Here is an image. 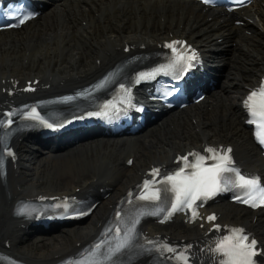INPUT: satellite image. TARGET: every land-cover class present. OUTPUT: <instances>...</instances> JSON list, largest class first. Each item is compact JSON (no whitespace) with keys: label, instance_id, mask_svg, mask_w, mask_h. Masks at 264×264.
Here are the masks:
<instances>
[{"label":"bare ground","instance_id":"obj_1","mask_svg":"<svg viewBox=\"0 0 264 264\" xmlns=\"http://www.w3.org/2000/svg\"><path fill=\"white\" fill-rule=\"evenodd\" d=\"M263 3L261 0L256 7L246 9L256 17V26L248 23L244 26L254 31L251 37L244 29L240 35V28L226 23L218 24L213 20L210 25L201 21V12L193 11V7L197 8L194 3L179 0H51L41 17L25 27L11 30L16 34L14 37L9 31L0 32V76H47L53 85L64 78L65 83L60 87L66 88L97 75L98 58H104L110 65L118 54L110 57L106 50L126 40L151 44L173 32L193 38L209 53L219 50L217 59L212 61L218 63V83L207 99L162 115L142 134L86 139L55 150L21 144L20 174L14 176V172L11 177V182L19 186L21 192L16 186L14 194L68 191L73 185L84 186L98 176L113 187L106 199L109 204L137 180L139 170L152 162L169 161L175 152L202 141L232 143L243 164L264 170L260 151L240 120L244 85L256 83L264 67ZM161 16L166 18L165 22ZM84 21L88 23L86 27H83ZM220 36H231L235 44L228 49V39L217 42ZM29 48L30 59L26 62ZM127 153L135 157L131 166L125 164ZM14 201L0 194V236L3 238L10 236L11 219L6 211H10ZM214 208L222 212L223 221L247 219L264 242V212L259 213L253 223L255 212L246 207L222 201ZM106 213L105 204L100 203L86 222L75 227H60L46 235L14 233L12 251L29 261H47L90 238ZM196 231L193 227L184 230L175 227L167 232L180 237ZM28 240L31 242L27 243Z\"/></svg>","mask_w":264,"mask_h":264},{"label":"snow or ice","instance_id":"obj_2","mask_svg":"<svg viewBox=\"0 0 264 264\" xmlns=\"http://www.w3.org/2000/svg\"><path fill=\"white\" fill-rule=\"evenodd\" d=\"M209 0H205V3H208ZM237 3H243V0H237ZM29 17H24V19H28ZM24 19L20 20V23L24 22ZM176 43L181 42H173V44L168 45V47L173 48ZM182 60L183 57H180ZM189 59H195V54H193ZM251 113L252 119L249 123H253L257 125V138L259 142L264 145V85L257 90L251 93L248 97V101L246 102ZM35 110L33 109V112ZM11 116V113L8 114ZM31 115V114H30ZM99 115V113H97ZM9 123L11 121L9 120ZM51 127V125H49ZM207 153H211L212 155L207 158L215 161L208 166H203V161L205 160V156H201L199 153H189L190 156L195 157V163H188V156L181 157L182 160L185 161V168H192L190 174H185L184 168H181L179 172L175 173L173 176H166L165 182L171 184V191L175 192V203L172 204V209L175 210L181 204L187 205L188 207H192L195 201L200 200L201 198L207 199L211 196H214L218 191H223L224 188L221 186V177L225 172H233L239 177V187L247 189L246 195L249 197L248 199H244V203H250L253 207L258 206L256 203L257 197L253 195V193H258V198L261 202H264V187L260 185L259 178H251L246 179L244 176L240 175L238 170L230 167L232 164L231 158V148H225L217 150L215 148H207L204 150ZM222 153V154H219ZM131 163V161H129ZM153 175H159V169L152 170ZM151 187L149 182H145L144 188L147 190ZM167 191V189H166ZM140 199L145 200H159L160 199V189L156 188L151 191L150 195H143L139 197ZM240 199V197H237ZM158 211H163V209H158ZM171 215V212L165 216V219ZM197 213L193 211V217H195ZM209 220H214L215 216H209ZM139 220L136 219L133 221L132 226L128 228L125 233V237L122 241H120L113 252H119L122 248H124L131 239V233L135 230V225ZM217 227H219L217 225ZM233 233L232 237H226L225 241H229V243L221 242L217 246V251L223 252L228 259L223 262V264H254L253 257L256 256L257 249V241L255 239H251L249 241V237L244 235L243 229H232ZM235 241V242H231ZM102 246V242L95 245L96 249H99ZM171 251V249H169Z\"/></svg>","mask_w":264,"mask_h":264},{"label":"rangeland","instance_id":"obj_3","mask_svg":"<svg viewBox=\"0 0 264 264\" xmlns=\"http://www.w3.org/2000/svg\"><path fill=\"white\" fill-rule=\"evenodd\" d=\"M139 134H142V132L139 133ZM39 168L42 169V168H43V165H40ZM43 191H45V190H43ZM105 207H106V204H105ZM79 224H80V223H78V224H76V225H69V226L67 225V226H68V227H75V226H77V225H79ZM181 227H182V226H181ZM166 230H168V229L166 228ZM29 242H31V240H28V241H27V243H29Z\"/></svg>","mask_w":264,"mask_h":264}]
</instances>
